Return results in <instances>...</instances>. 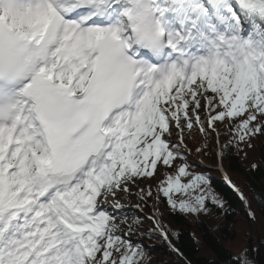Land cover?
<instances>
[{
	"label": "snow or ice",
	"instance_id": "6c2138e0",
	"mask_svg": "<svg viewBox=\"0 0 264 264\" xmlns=\"http://www.w3.org/2000/svg\"><path fill=\"white\" fill-rule=\"evenodd\" d=\"M217 122L264 134V0H0V264H143L118 197L175 165L157 199L222 206L185 155Z\"/></svg>",
	"mask_w": 264,
	"mask_h": 264
},
{
	"label": "trees",
	"instance_id": "16d2710c",
	"mask_svg": "<svg viewBox=\"0 0 264 264\" xmlns=\"http://www.w3.org/2000/svg\"><path fill=\"white\" fill-rule=\"evenodd\" d=\"M185 137L190 170L211 178V189L223 205L209 199L207 211L198 214L173 210L163 195L157 199L156 193L164 173L173 172L175 165L166 169L159 164L152 178V197L146 204L137 197L143 211L132 214L142 218V231L151 233H133V239L145 246L143 264H236L240 257L250 264H264V134L256 135L247 144L229 145L231 133L226 124L217 122L216 131L205 135L194 125ZM172 140H177L175 130ZM212 142L215 147H211ZM220 151L222 157L218 155ZM225 175L245 199L227 183ZM154 215L159 217L168 239L156 228L151 219Z\"/></svg>",
	"mask_w": 264,
	"mask_h": 264
},
{
	"label": "rangeland",
	"instance_id": "374dc122",
	"mask_svg": "<svg viewBox=\"0 0 264 264\" xmlns=\"http://www.w3.org/2000/svg\"><path fill=\"white\" fill-rule=\"evenodd\" d=\"M211 147H215V144L212 142ZM137 183L140 185L141 188H147L149 185L152 186L153 184V179L152 178H147V179H138ZM133 192L135 193V188H133ZM137 195L133 194L131 196H123L121 194V203L125 204L126 207V212L127 214L129 213L132 215L134 211L136 210L134 206L137 204ZM153 207V206H152ZM142 209V208H141ZM122 218V217H121Z\"/></svg>",
	"mask_w": 264,
	"mask_h": 264
},
{
	"label": "bare ground",
	"instance_id": "6f19581e",
	"mask_svg": "<svg viewBox=\"0 0 264 264\" xmlns=\"http://www.w3.org/2000/svg\"><path fill=\"white\" fill-rule=\"evenodd\" d=\"M121 197V196H120ZM120 197H118V198H120ZM122 199V198H121Z\"/></svg>",
	"mask_w": 264,
	"mask_h": 264
}]
</instances>
